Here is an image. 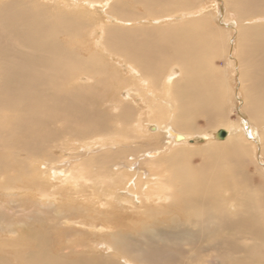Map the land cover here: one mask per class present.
<instances>
[{"label": "bare ground", "instance_id": "bare-ground-1", "mask_svg": "<svg viewBox=\"0 0 264 264\" xmlns=\"http://www.w3.org/2000/svg\"><path fill=\"white\" fill-rule=\"evenodd\" d=\"M218 1L222 26L201 0H0V264L264 260V199L210 159L264 155V0ZM26 202L54 215L21 218Z\"/></svg>", "mask_w": 264, "mask_h": 264}, {"label": "rangeland", "instance_id": "rangeland-1", "mask_svg": "<svg viewBox=\"0 0 264 264\" xmlns=\"http://www.w3.org/2000/svg\"><path fill=\"white\" fill-rule=\"evenodd\" d=\"M184 1L192 4L196 0H184ZM217 2L220 3V1H218V0H201L202 6H204V7L207 6L206 8L208 10L210 9L209 11H210V13H212L211 17H213L216 24L217 25L221 24V26H222V23H224V22L222 20H220L221 19L220 16H222V14L224 13L225 10L222 7V11L218 10V12H217V10H216ZM131 7H133L134 11L137 10L136 12L141 11L140 14L144 13V10L142 9L141 6L131 4ZM197 7H198L197 5H192L190 7L192 9V11L195 13V16L196 15L198 16V13L200 11V10H198ZM95 8H96V11L99 13V15H103L101 13L102 11H100V9H101L100 6H95ZM199 9H201V8H199ZM188 16L191 17L190 15L185 16V18L184 17L182 18V16H179V19L180 18H182V19L189 18ZM216 17H218V18H216ZM170 21H178V20L174 19V17H173V19ZM103 22H106V21L103 20ZM148 23H149L148 21L144 22V24H148ZM161 23H164V21H162ZM228 23H229V25L231 24L230 22H228ZM137 24L138 23H136V22L134 23V21H131L130 25L134 26ZM230 31L231 30H229V34H230ZM233 53H234V51H233ZM233 56H234V54H233ZM222 58L223 57H220L217 59V66L225 68L226 78H227V80L231 86L230 87L231 88L230 100H229L228 106L226 107L228 119L232 120V122L237 124V123H240L241 113L244 111L243 106L241 105V101L239 100V97L242 98L243 96L241 95V92L239 90V83L236 80L237 75L234 72L235 70L233 69V66L229 62V61H233L234 57L233 58L230 57L229 59H227V57H226V59L225 58L222 59ZM119 69H120V67H119ZM120 70H121V74L123 76H131V72L128 70V68L126 66H123L122 69H120ZM128 71L130 74L128 73ZM79 81H82V78H79ZM237 95L239 97H237ZM134 102L141 104L138 97H135ZM144 122H146V119H144ZM214 128L215 129H218V128L223 129V128H226V126H224V125L217 126L213 123H206V122H204V120L203 121L199 120V121L195 122V129L197 132H210L211 130H215ZM206 140L207 139H202V138L197 139L194 136H192V137L190 136L189 144H187V146L200 147L206 143ZM69 146H70L69 142L63 141L61 147L57 151L56 150L54 151V155H56V159H59L62 157L63 158L68 157L67 153H69V150H68ZM64 149H67V151L63 152ZM258 152H259L258 148L256 150H254L252 147H249V150L246 152L247 154H243V156H238V155L234 156L235 151L232 148L230 151V154H228L227 156L222 157L219 154H218L219 155L218 156L216 153L215 155L210 154L212 158H210V157L209 158L211 159V162L220 163L223 166L224 165H227V166L232 165V167L236 166L237 173H239V175L237 176V175L233 174V176L242 178L243 187H244L245 192L250 197H252L253 199H255L257 197H261L262 199H264V155L262 153H258ZM230 155H231V157H230ZM193 159H194V162H199V160L201 161V157H199V156H194L192 158V160ZM43 160L44 159H41L40 162H42ZM58 163H60V162H57L56 164H58ZM54 184L57 185V182L54 181ZM33 198H35V196ZM36 200H38L39 203H41V204L43 203L42 199L40 198V196L38 194H37ZM12 204H15V203H12ZM25 205L26 206L23 208L22 213L20 215L21 218H28L30 216L37 215V218H38V216H41V218H42L41 221H48L49 218H51L54 215V213L46 210L44 208V206H42L43 207V211H42V208L39 204H37L36 206H31L28 202H26ZM258 206L260 207L261 210L264 209V203H259ZM258 206L256 207V209H254L252 206H251V208L253 211H256V210H259ZM7 208L11 209L9 207H7ZM14 209H16V207ZM143 243H149V241H145ZM239 243H240L241 247L242 246L244 247V246H247L249 244H252V240L250 238H245V239L240 240ZM241 255H242V252H235L231 255V257L240 259ZM217 261L214 264H220ZM237 262L239 263L240 260H238ZM259 264H264V260Z\"/></svg>", "mask_w": 264, "mask_h": 264}, {"label": "water", "instance_id": "water-1", "mask_svg": "<svg viewBox=\"0 0 264 264\" xmlns=\"http://www.w3.org/2000/svg\"><path fill=\"white\" fill-rule=\"evenodd\" d=\"M223 135H224V131H223V130H219V131H218V136L221 137V136H223Z\"/></svg>", "mask_w": 264, "mask_h": 264}]
</instances>
